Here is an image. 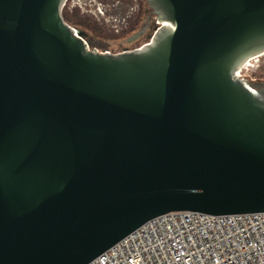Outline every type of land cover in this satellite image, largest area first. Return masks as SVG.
<instances>
[{
	"label": "water",
	"instance_id": "water-1",
	"mask_svg": "<svg viewBox=\"0 0 264 264\" xmlns=\"http://www.w3.org/2000/svg\"><path fill=\"white\" fill-rule=\"evenodd\" d=\"M90 48L66 0H0V264H87L168 211H264V0H144Z\"/></svg>",
	"mask_w": 264,
	"mask_h": 264
},
{
	"label": "built area",
	"instance_id": "built-area-1",
	"mask_svg": "<svg viewBox=\"0 0 264 264\" xmlns=\"http://www.w3.org/2000/svg\"><path fill=\"white\" fill-rule=\"evenodd\" d=\"M161 24L155 17L153 32ZM242 68L235 76L244 78ZM87 264H264V211L223 215L168 211L147 220Z\"/></svg>",
	"mask_w": 264,
	"mask_h": 264
},
{
	"label": "rangeland",
	"instance_id": "rangeland-1",
	"mask_svg": "<svg viewBox=\"0 0 264 264\" xmlns=\"http://www.w3.org/2000/svg\"><path fill=\"white\" fill-rule=\"evenodd\" d=\"M64 9L73 14L68 23L82 31L89 47L97 51L117 52L125 47H139L148 42L153 33L151 26L137 36L146 14L151 11L144 0H67L62 15ZM137 18H141V23L140 19L136 21ZM153 20L152 17L150 25ZM252 58L241 73L248 82H264V54Z\"/></svg>",
	"mask_w": 264,
	"mask_h": 264
},
{
	"label": "flooded vegetation",
	"instance_id": "flooded-vegetation-1",
	"mask_svg": "<svg viewBox=\"0 0 264 264\" xmlns=\"http://www.w3.org/2000/svg\"><path fill=\"white\" fill-rule=\"evenodd\" d=\"M152 17L155 18V16L151 13V11H150V14H146V16L144 18L145 20L142 22L143 25H142L140 31L138 32V35L137 36H139L140 34L144 33L151 26H152V30L154 29V27H155L154 20H153L152 24L150 25V22H151V18ZM139 19H140V23H141V21H142L141 18H137L136 21L138 22ZM124 49H130V48L125 47ZM109 52H111V51H109ZM251 83L253 85H256L258 88H263L264 87V82L261 81V80H252Z\"/></svg>",
	"mask_w": 264,
	"mask_h": 264
},
{
	"label": "trees",
	"instance_id": "trees-1",
	"mask_svg": "<svg viewBox=\"0 0 264 264\" xmlns=\"http://www.w3.org/2000/svg\"><path fill=\"white\" fill-rule=\"evenodd\" d=\"M63 18L66 22H70L73 18L72 12H68L66 9L63 10Z\"/></svg>",
	"mask_w": 264,
	"mask_h": 264
},
{
	"label": "bare ground",
	"instance_id": "bare-ground-1",
	"mask_svg": "<svg viewBox=\"0 0 264 264\" xmlns=\"http://www.w3.org/2000/svg\"><path fill=\"white\" fill-rule=\"evenodd\" d=\"M262 54H264V52L263 53H260V54H258V55H262ZM257 56V55H256ZM253 57H255V56H253ZM252 57H250L249 59H251ZM249 59H247V60H249ZM245 64H246V62L241 66V67H244L245 66ZM240 68V67H239Z\"/></svg>",
	"mask_w": 264,
	"mask_h": 264
}]
</instances>
